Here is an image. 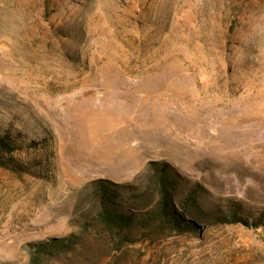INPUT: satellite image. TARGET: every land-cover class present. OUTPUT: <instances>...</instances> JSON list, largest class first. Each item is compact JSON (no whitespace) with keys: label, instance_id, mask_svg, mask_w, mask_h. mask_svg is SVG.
Here are the masks:
<instances>
[{"label":"rangeland","instance_id":"1","mask_svg":"<svg viewBox=\"0 0 264 264\" xmlns=\"http://www.w3.org/2000/svg\"><path fill=\"white\" fill-rule=\"evenodd\" d=\"M7 133L0 264H264V0H0ZM161 178L194 227L120 244L93 182Z\"/></svg>","mask_w":264,"mask_h":264},{"label":"trees","instance_id":"2","mask_svg":"<svg viewBox=\"0 0 264 264\" xmlns=\"http://www.w3.org/2000/svg\"><path fill=\"white\" fill-rule=\"evenodd\" d=\"M20 148L17 141L9 133L1 134L0 164L15 171L18 170L17 168H20L21 165L12 154L20 150ZM7 155L10 156L9 160L6 158ZM93 184L97 186L99 192L98 197L102 204V210L99 213L100 221L106 232L113 238H118L120 244H122L124 239H133L136 237L148 238L158 233L172 232L175 230L180 232L189 227H194L192 222H188L182 218L175 206L172 191L168 183L162 178L160 179L158 187V200L152 207L144 211L116 207V198L119 191L111 190L110 186L118 188L119 185L102 179L93 182ZM226 220L225 222L229 223L242 222L248 225L247 221H242L241 219ZM53 241L66 248L70 247L69 244L74 243L72 238H61ZM46 245L49 246L50 244Z\"/></svg>","mask_w":264,"mask_h":264}]
</instances>
